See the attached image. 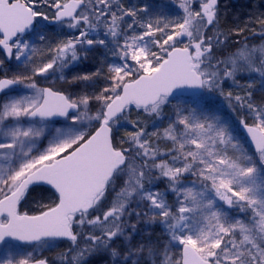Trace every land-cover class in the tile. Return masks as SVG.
Here are the masks:
<instances>
[{
	"label": "snow or ice",
	"instance_id": "snow-or-ice-1",
	"mask_svg": "<svg viewBox=\"0 0 264 264\" xmlns=\"http://www.w3.org/2000/svg\"><path fill=\"white\" fill-rule=\"evenodd\" d=\"M219 3L0 0V264H264V13Z\"/></svg>",
	"mask_w": 264,
	"mask_h": 264
},
{
	"label": "rangeland",
	"instance_id": "rangeland-1",
	"mask_svg": "<svg viewBox=\"0 0 264 264\" xmlns=\"http://www.w3.org/2000/svg\"><path fill=\"white\" fill-rule=\"evenodd\" d=\"M125 2L128 3L129 0H125ZM132 2H135V0H132ZM228 4H229V3H228L226 0H220V3H219L220 7H219V8H220L221 10H224V9H226V6H227ZM225 5H226V6H225ZM238 8H239V7H238ZM238 11H240V10H238ZM252 13L255 14V15H252ZM252 13H251L252 17H254V16H256V15L259 14L258 12H257V13L252 12ZM222 14H224V12L221 13V15H222ZM221 20H222V19H221ZM249 35H251V34H249ZM0 58H2V57H0ZM8 66H9V63L6 61V63H5V69H7ZM11 66H12V67H15V66H16V62H15V61H12V62H11ZM98 66H99L98 58H97V60H93V59L90 58L89 61H87L86 63H82V64L78 65L77 68L75 69V71H81V72L95 71V68L98 67ZM241 84H242V86H243L244 88H246V86H247V81H246V80H242V81H241ZM70 90H71V89H70ZM226 90H227V89H226ZM232 91H233V92H236V91H238V89L234 87V88L232 89ZM252 91H253V97H254V99H259L261 96H264V92H262V91L260 90V88H259V84H258V83L255 85V87H254V89H252ZM219 99H220L219 107H220V110H221L222 114H223L226 118H228V119H230V120L236 122V121L238 120V113H237V112H233V111L231 110V108L228 106V102H227L226 100H223L222 98H219ZM166 111H167V110H166ZM166 123H167V121L165 120V121L163 122V124L160 125V127L165 126ZM128 127H129V129H130V126H128ZM153 130H155V129L153 128L152 124L149 123V125H148V131L151 132V131H153ZM45 143H46V142H45ZM161 147H164V145L161 144ZM160 187L163 188V184H161ZM61 247H64V244H63V243L61 244ZM45 254H46V255H52V254H50V253H45ZM89 264H109V262H108L107 260L101 258V257H92V258L89 260Z\"/></svg>",
	"mask_w": 264,
	"mask_h": 264
},
{
	"label": "flooded vegetation",
	"instance_id": "flooded-vegetation-1",
	"mask_svg": "<svg viewBox=\"0 0 264 264\" xmlns=\"http://www.w3.org/2000/svg\"><path fill=\"white\" fill-rule=\"evenodd\" d=\"M229 4L226 6V9L221 10L220 12L224 14L221 15V23L224 25L225 29H230L235 26L243 27L245 21L248 17H252L254 13H259L256 16H259L261 13H264V0H226ZM220 7V5H219ZM239 7V8H238ZM240 10V11H238ZM252 13V15H251ZM226 14V15H225ZM227 14H229V17H226ZM254 16L253 18H255ZM250 33H245V35H249ZM240 39H243V36L240 37ZM259 39V37H253V42H256ZM234 43V41L230 40L229 44Z\"/></svg>",
	"mask_w": 264,
	"mask_h": 264
},
{
	"label": "bare ground",
	"instance_id": "bare-ground-1",
	"mask_svg": "<svg viewBox=\"0 0 264 264\" xmlns=\"http://www.w3.org/2000/svg\"><path fill=\"white\" fill-rule=\"evenodd\" d=\"M230 15L229 14H227V16L226 17H229ZM250 37V39H249V43H252L253 42V37H251V36H249ZM231 45V44H230Z\"/></svg>",
	"mask_w": 264,
	"mask_h": 264
},
{
	"label": "water",
	"instance_id": "water-1",
	"mask_svg": "<svg viewBox=\"0 0 264 264\" xmlns=\"http://www.w3.org/2000/svg\"><path fill=\"white\" fill-rule=\"evenodd\" d=\"M243 1H246V0H243Z\"/></svg>",
	"mask_w": 264,
	"mask_h": 264
}]
</instances>
